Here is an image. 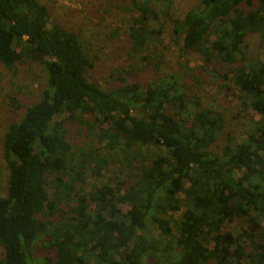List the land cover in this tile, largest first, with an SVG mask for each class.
Listing matches in <instances>:
<instances>
[{
    "label": "trees",
    "instance_id": "1",
    "mask_svg": "<svg viewBox=\"0 0 264 264\" xmlns=\"http://www.w3.org/2000/svg\"><path fill=\"white\" fill-rule=\"evenodd\" d=\"M126 9L129 55L156 75L104 87L97 56L46 4L0 0V63L47 72L4 135L0 264H264V0H200L182 17L174 0ZM163 34L186 57L168 72ZM211 78L251 113L245 135L190 85ZM114 161L125 178L91 181Z\"/></svg>",
    "mask_w": 264,
    "mask_h": 264
},
{
    "label": "rangeland",
    "instance_id": "2",
    "mask_svg": "<svg viewBox=\"0 0 264 264\" xmlns=\"http://www.w3.org/2000/svg\"><path fill=\"white\" fill-rule=\"evenodd\" d=\"M46 4L51 13L52 21L78 32L84 41L89 53L96 55L93 77L104 87L121 85V77L126 83L138 81L144 86L152 81L156 75L155 71L145 66L144 61L132 58L131 40L129 38V27L133 21L131 12L126 9L128 0H40ZM200 0H174V15L182 17L191 6ZM162 38L167 49L166 52L168 68L178 67V61L185 62L179 47L167 35ZM251 52L258 51L257 36L248 39ZM160 46V45H159ZM162 49V47L160 46ZM189 65L195 68L200 66L201 60L197 55H189ZM203 73V72H201ZM209 82L203 80L200 84L190 83L193 91L204 103L223 109L227 117V127L240 135H245L251 127L248 111L247 115L241 113L238 100L232 94V90L219 88L222 81ZM47 84V72L44 65L36 62L28 64H17L10 69L0 63V192H5L8 179L7 161L3 154V140L5 132L10 123L19 120L28 105L39 100L41 91ZM16 102H13L14 99ZM64 118L70 121L69 115ZM254 118H259L254 115ZM74 138L73 141H83V136L78 133L76 126L69 124ZM119 164L114 161L103 177L91 181L101 184L107 179L117 180L125 178L119 171ZM101 180V181H100ZM120 181V180H119ZM111 182V181H110ZM179 213L177 216L179 217Z\"/></svg>",
    "mask_w": 264,
    "mask_h": 264
}]
</instances>
